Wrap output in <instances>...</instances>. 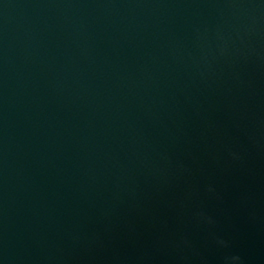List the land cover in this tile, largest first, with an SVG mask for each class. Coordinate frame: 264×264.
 Returning a JSON list of instances; mask_svg holds the SVG:
<instances>
[{"label":"water","instance_id":"1","mask_svg":"<svg viewBox=\"0 0 264 264\" xmlns=\"http://www.w3.org/2000/svg\"><path fill=\"white\" fill-rule=\"evenodd\" d=\"M0 264H264V0H0Z\"/></svg>","mask_w":264,"mask_h":264}]
</instances>
